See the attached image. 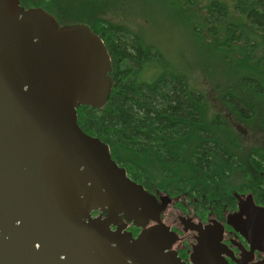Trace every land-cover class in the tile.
Here are the masks:
<instances>
[{
  "label": "water",
  "instance_id": "water-1",
  "mask_svg": "<svg viewBox=\"0 0 264 264\" xmlns=\"http://www.w3.org/2000/svg\"><path fill=\"white\" fill-rule=\"evenodd\" d=\"M111 68L91 27L0 0V264H177L163 227L136 240L109 229L161 210L77 123L78 108L105 105ZM247 208L243 229L264 249V217Z\"/></svg>",
  "mask_w": 264,
  "mask_h": 264
},
{
  "label": "trees",
  "instance_id": "trees-1",
  "mask_svg": "<svg viewBox=\"0 0 264 264\" xmlns=\"http://www.w3.org/2000/svg\"><path fill=\"white\" fill-rule=\"evenodd\" d=\"M82 1L68 2V9L79 10ZM209 1L204 8V22L207 28L218 25L224 30L216 49L223 52L230 79L239 78L229 83L243 86L240 93L231 90L216 93V101L219 99L221 107L232 109L228 112L252 134L261 132L264 0ZM34 7L49 10L42 0ZM90 27L103 40L114 65L112 88L103 108L77 110V123L82 131L107 144L112 159L138 182L177 172H203L212 165H220L218 171L223 169L222 160L233 145L225 141L227 132L233 131L226 121L213 122L217 106H211L213 112L208 115V94L189 84L188 64L164 55L159 41H151L144 30L134 33L104 18H96ZM158 66L161 71L155 73ZM226 123L227 132L222 136L215 129ZM190 156L197 168L203 170L185 163ZM259 156L263 157L261 148ZM255 157L256 153L251 151V158ZM259 162L264 165V161Z\"/></svg>",
  "mask_w": 264,
  "mask_h": 264
},
{
  "label": "flooded vegetation",
  "instance_id": "flooded-vegetation-1",
  "mask_svg": "<svg viewBox=\"0 0 264 264\" xmlns=\"http://www.w3.org/2000/svg\"><path fill=\"white\" fill-rule=\"evenodd\" d=\"M20 3L29 8L21 0ZM46 11L60 27L77 24H62L53 13ZM109 56L112 67V55L109 53ZM218 106L213 122L226 121L233 131L227 132L228 123L215 129L222 136L227 132L225 141L233 144L227 151L230 157L226 155L222 160L223 169L218 171L220 165H212L203 172H177L140 182L126 171L128 178L154 197L161 210L158 221L149 222L145 227L123 219L109 226L112 232L119 228L121 234L136 240L145 229L161 226L169 234L162 242V255H172L177 264H264V249L243 229V222L248 219L247 206L253 204L264 217V165L259 162L264 157L259 156L258 142L250 148L251 144H244L246 136L252 137L255 133L228 112L232 109ZM251 151L256 153L255 160L251 158ZM193 160L190 156L185 163L199 169ZM100 215L102 219L106 217L99 210L92 213V217Z\"/></svg>",
  "mask_w": 264,
  "mask_h": 264
},
{
  "label": "rangeland",
  "instance_id": "rangeland-1",
  "mask_svg": "<svg viewBox=\"0 0 264 264\" xmlns=\"http://www.w3.org/2000/svg\"><path fill=\"white\" fill-rule=\"evenodd\" d=\"M23 1L26 7H34L39 3V0ZM42 1L62 24L91 26L96 18H104L134 33L142 30L147 32L151 41H159V48L164 55L168 54L171 60H177L178 63L188 64L189 84L193 83L196 89L208 94V115L213 112L211 106L218 108L222 104L216 101V93L230 92L228 90L240 93L243 89L242 84L233 86L229 83L237 79L239 81V78L233 76L230 79L223 52L216 49L225 35L224 30L218 25L207 28L204 22V8L210 3L209 0H84V4H78L79 10L68 9V2L77 0ZM229 16L233 15L230 13ZM212 32L216 34L213 36ZM159 71L161 66L154 72ZM258 114L260 118L261 113ZM246 137L245 143L251 144L249 148L258 142L264 157V129L255 133V136Z\"/></svg>",
  "mask_w": 264,
  "mask_h": 264
}]
</instances>
